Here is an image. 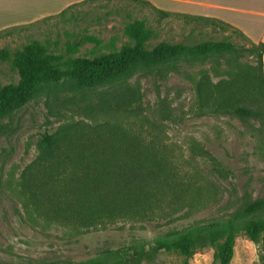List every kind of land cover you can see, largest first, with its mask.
Segmentation results:
<instances>
[{"label": "rangeland", "instance_id": "374dc122", "mask_svg": "<svg viewBox=\"0 0 264 264\" xmlns=\"http://www.w3.org/2000/svg\"><path fill=\"white\" fill-rule=\"evenodd\" d=\"M228 1L222 0V6ZM238 1L246 10L264 12V0ZM44 2L49 10L41 17L6 26V22H0V30L9 28L10 32V36L0 38V87L17 83L13 58L24 47L40 49L48 61L65 69L70 60L116 54L123 45L132 46L136 41L147 49L160 42L188 46L209 41L232 43L238 52L223 54L220 67L222 80L228 81L230 76L255 66L254 57L246 51L249 40L230 29L219 31L210 25L188 23L176 14L206 18L222 15L236 20L252 36L258 33L257 28L253 29L255 25L264 23L263 18L252 14L207 8L209 3L220 0L148 1L171 13L167 18H161L150 7L126 0ZM5 7L0 2V13ZM213 60L181 59L113 89L64 90L54 97L32 101L0 119V264H79L113 246L152 239L170 220L158 215L151 222L120 219L105 226L79 228L60 217L38 213V202L31 200L28 193L36 188L28 179V186L22 185L23 175L39 154L40 134L63 126L74 129L108 120L132 130L146 143H155L172 160L178 173L206 185L208 200L196 214L198 219L224 218L227 209L235 210L249 199L264 198V97H257L253 104L245 102L244 107L252 109L251 115L199 114L194 83L200 81L204 70L213 83L219 81L220 77L214 78L211 72L215 67ZM136 89L141 95L136 109L117 110L116 102ZM108 100L107 104L102 103ZM109 108L112 111L105 113ZM201 149L221 160L222 173H232L227 180L211 174L215 172L206 158L199 156ZM214 255L215 249L207 247L189 259L171 252L140 264H214ZM263 257L264 237L253 243L238 236L230 264H264Z\"/></svg>", "mask_w": 264, "mask_h": 264}, {"label": "trees", "instance_id": "16d2710c", "mask_svg": "<svg viewBox=\"0 0 264 264\" xmlns=\"http://www.w3.org/2000/svg\"><path fill=\"white\" fill-rule=\"evenodd\" d=\"M126 1L150 7L161 18L171 15L146 0ZM176 15L188 23L210 25L219 31L230 29L243 36L216 19ZM5 36H10L9 28L0 30V38ZM246 51L254 57L255 66L230 76L227 81L222 80V55L238 52L228 42L209 41L193 46L160 42L147 49L136 41L132 46L123 45L116 54L70 60L65 69L48 61L40 49L27 46L13 58L17 83L0 87V119L32 101L54 97L64 90L113 89L165 64L209 58H214L213 77L220 79L213 83L207 70L201 73L200 81L194 83L196 110L201 115H251L252 109L244 107L245 102L253 104L257 97H264V44L250 43ZM119 101L117 110L132 111L140 103L141 95L136 89ZM111 111L109 108L105 113ZM70 127L40 134L39 154L23 175L22 185L27 187L28 179L36 188L28 193L31 200L38 202L35 204L38 213L60 217L79 228L105 226L120 219L151 222L158 215L162 219L170 217L156 237L113 246L79 264L149 263L159 254L171 252L189 259L207 247L215 249L214 264H230L238 236L253 243L264 237V198L249 199L235 210L227 209L224 218L198 219L196 214L208 200L206 185L178 173L172 160L155 143H146L132 130L108 120ZM200 152L199 156L205 157L215 172L211 174L227 180L232 173H222L221 160L202 149Z\"/></svg>", "mask_w": 264, "mask_h": 264}, {"label": "crops", "instance_id": "0c3cea01", "mask_svg": "<svg viewBox=\"0 0 264 264\" xmlns=\"http://www.w3.org/2000/svg\"><path fill=\"white\" fill-rule=\"evenodd\" d=\"M0 2L6 4L5 10H1L0 13V22H6V24H4L3 26L32 21L38 17L43 16L49 10L46 8V6H44V0H2ZM239 3H241V1L229 0L224 6H222V0H220V2L218 3H209L207 8L210 10L226 11L239 15L252 14L253 16L263 18L264 20V12H253L250 10H246L247 8L244 9L241 6L242 4ZM211 17L218 18L219 21H222L225 24L229 25L231 28L238 30L239 32L245 35V37L249 40L250 43L264 44V23H261L259 27L258 24L255 25L256 27H254L253 29L257 28L256 30L258 31V33L256 36H252L254 35L252 32L247 30V28H244V26H242L240 23L236 22V20H233L232 18H223L222 15L208 16V18ZM262 72L264 76V52L262 54Z\"/></svg>", "mask_w": 264, "mask_h": 264}]
</instances>
